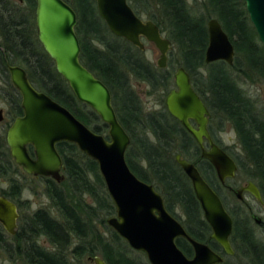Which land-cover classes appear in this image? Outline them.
<instances>
[{"label": "trees", "instance_id": "1", "mask_svg": "<svg viewBox=\"0 0 264 264\" xmlns=\"http://www.w3.org/2000/svg\"><path fill=\"white\" fill-rule=\"evenodd\" d=\"M64 1L77 15L75 33L80 43V62L109 89L118 121L131 139L125 156L128 167L141 181L151 185L155 182L157 186L154 187L161 192L170 212L171 203L180 209L184 216L183 225L193 239L218 251L219 246L210 239L211 230L203 219L191 184L174 158L180 155L198 167L227 209L224 189L213 168L198 157V148L191 136L166 110L145 114L130 89L129 78L134 77L152 90L166 91L167 94L171 77L147 63L131 44L113 36L98 16L94 0ZM128 1L137 16H147L161 33L166 34L181 59L180 65L190 75L192 87L216 121L232 124L244 154L243 161L238 160L240 169L253 174L250 180L258 185L264 199V112H256L255 105L244 96L231 74L233 71L264 84V58L261 57L264 47L248 19L243 1L201 0L198 4L194 1L193 8L189 0ZM16 5L14 1L0 0V45H6L7 58L23 59L20 64L36 90L47 94L90 130L108 139L107 126L90 108L76 100L56 72L53 61L37 42L35 0H25L23 9H15ZM152 6L156 7L157 13L151 11ZM195 8H203L207 15L197 16ZM212 17L219 21L232 41L235 49L232 66L223 62L204 64L208 42V21L206 24L205 21ZM206 66L209 68L203 78L199 71ZM214 68L218 69L217 75L213 73ZM56 149L63 160L64 181L56 183L51 179L37 178L45 184L50 205L23 216L22 226L11 237L13 247L7 245L5 250L14 252L12 254L23 264H71L68 252L73 259L99 254L106 264H140L114 247L122 240L106 225L107 217L115 214V209L97 164L73 144L61 142ZM12 169H17L16 164L8 154L0 152V184L7 183L5 188L0 186V193L21 207L20 196L24 187L11 178V173L15 172ZM87 197L91 203L85 201ZM230 213L234 223L230 238L234 256L224 257L222 264L239 258L246 264H264V246L257 243L248 230L246 235L240 234L234 212ZM96 224L110 232V238L102 235ZM40 238H45L53 250L39 245ZM5 243L0 233V248ZM177 245L186 256L192 255L186 242L180 240Z\"/></svg>", "mask_w": 264, "mask_h": 264}, {"label": "water", "instance_id": "2", "mask_svg": "<svg viewBox=\"0 0 264 264\" xmlns=\"http://www.w3.org/2000/svg\"><path fill=\"white\" fill-rule=\"evenodd\" d=\"M94 1L98 16L113 36L125 40L140 52H144L146 43L154 45L159 53L157 67L166 69L172 43L153 21L137 16L128 0ZM242 1L264 47V0ZM76 25V12L64 0H36L35 28L41 47L76 100L90 108L107 126L108 139L90 130L47 94L36 91L22 68L11 66L8 68L10 80L21 96L23 111L7 132L13 162L27 175L61 183L65 178L60 172L63 164L56 145L61 142L73 144L97 164L115 209V215L106 220V225L129 248L143 253L149 264H222L223 257L209 245L193 239L166 210L156 189L141 181L128 167L125 156L131 139L118 121L109 89L80 62ZM207 35L204 64L223 62L232 66L235 49L217 19L208 20ZM173 79L174 88L164 99L166 111L190 134L201 150L200 157L213 167L218 181L224 184L235 177L237 165L211 139L207 131L209 111L192 87L189 73L180 66ZM204 140L208 144L207 150L203 147ZM28 146L33 149L34 158L30 156ZM174 161L190 181L203 219L211 230L210 239L221 247L224 255L233 256L229 242L233 220L220 197L193 163L180 155H176ZM244 192L261 200L258 188L252 182L233 190L238 201H243ZM18 218L16 204L0 193V225L8 235H15ZM252 218L256 224L261 222L257 216ZM178 238L190 244L193 250L191 258L176 245ZM93 262L106 264L98 257L93 258Z\"/></svg>", "mask_w": 264, "mask_h": 264}, {"label": "rangeland", "instance_id": "3", "mask_svg": "<svg viewBox=\"0 0 264 264\" xmlns=\"http://www.w3.org/2000/svg\"><path fill=\"white\" fill-rule=\"evenodd\" d=\"M150 1L152 2V0ZM194 1L195 3L198 4L200 3L201 0H189V5L192 6ZM17 7L19 9L24 8L23 4L22 7L19 4L14 6L15 9ZM151 11L157 13L156 7L152 6ZM194 12L197 16L201 14L207 15L203 8L200 9L195 8ZM141 18L143 20H149L147 16H142ZM207 21L208 19H206L205 24ZM162 34L165 38H167L165 33ZM144 47H145L144 52L140 53L141 54L140 57L143 58L150 65L159 69L157 67V60L159 58V53L157 49L154 47V45L149 43H146ZM261 57L264 58V53H261ZM168 59L170 61L168 60L166 69L163 70L159 69V70L163 72L165 75H169L171 77V83L169 87V89L171 90L174 88L173 75L176 69L181 66L180 65L181 59L178 56L176 50L174 49V45L172 47V51L170 52ZM208 68L209 66L200 69L199 73L203 78L206 77ZM217 72L218 69L214 68L213 71L214 75H217ZM231 74L235 79L238 87L242 90L244 96L247 97V99H249L253 103V105H255L256 112L258 113L264 112V84L255 81L251 77H248L246 75L236 74L233 71H231ZM129 84L131 91L134 93L135 97L137 98L138 105L142 108L145 114H157L160 111L166 110L164 105L166 91L164 92V91L152 90L146 83L139 81L134 77L129 78ZM211 127L219 144L222 147H225L227 151L231 154V156L235 157L237 161L238 160L243 161L244 154L241 150L236 132L232 127V124L227 121L218 123L211 113ZM137 137H139V134L137 135ZM12 171L15 172L11 173V178L19 181L20 184H22L24 187L20 196V201L22 206L18 207L19 218L17 221V230H19V228L23 224L21 220L23 216H29L30 214H32V212H34L37 209L48 207L51 201L49 200L47 194H45L44 183H40L37 179H34V177L27 176L20 168H17L16 170L12 169ZM174 173L177 176L179 175L177 171H174ZM61 174L64 175L63 172ZM252 175L253 174L251 172L245 171V169L244 170L239 169L235 178L230 180L227 184L233 187L234 189H238L239 187L245 185L250 180ZM180 179L183 181V178ZM0 186L5 188L7 186V183L3 182L2 184H0ZM152 186L154 187L157 185L154 182L152 183ZM157 192L161 195L160 191ZM223 196L226 200L227 209L226 208L225 209L227 210V212L228 213H230V211L234 212L235 215L234 219H236L235 223L237 224L238 232L243 235L246 232V230H248L251 236L253 237V239L260 245L264 246V229L256 226V224L252 221L248 210V207H250L253 215H257L259 218L263 219L264 221L263 208H261L258 205V203L255 201L254 198H252L250 195L247 194L243 195L244 203H246V206L242 202L238 201L233 194L225 190L223 192ZM85 201L87 203H91V200L88 197L85 198ZM171 208H172V212L177 216V218H179L180 220H184V216L178 207L174 206V204L171 203ZM114 215L115 214L107 217V219L113 217ZM230 216H232L233 218V215L231 213ZM96 229L99 232L103 233L102 235H104L106 238H110V232L103 230L101 226L96 224ZM0 233L3 235L4 240L6 241L5 245L4 246L2 245V247L0 248V264H23L21 259H17V257H15L14 252H12L14 253L12 254L5 250L7 245L13 247V241L11 237L3 230L1 225H0ZM39 245L48 249L49 251L53 250L52 249L53 247L49 245V243L45 238L39 239ZM114 245L113 246L115 247V249L120 250L127 258L131 260H136L140 264H148L147 259L142 253L131 251L130 248L122 241L119 240ZM67 254H68V261L71 264H94L93 258L95 257L100 258V255L96 254L93 256L84 255L73 259L72 256L69 255V252ZM70 259H73L72 262ZM228 264H246V262L244 259L239 258V259L228 260Z\"/></svg>", "mask_w": 264, "mask_h": 264}, {"label": "flooded vegetation", "instance_id": "4", "mask_svg": "<svg viewBox=\"0 0 264 264\" xmlns=\"http://www.w3.org/2000/svg\"><path fill=\"white\" fill-rule=\"evenodd\" d=\"M10 1H14L15 3H17V4H19V5H22V4H24V1L25 0H10ZM35 2H36V0H35ZM35 9H36V7H35ZM34 25H35V13H34ZM77 26V25H76ZM35 36H36V40H37V42L39 43V41H38V39H37V34H36V28H35ZM2 37L0 36V42L2 41V39H1ZM128 43V42H127ZM130 44V43H129ZM39 45H40V43H39ZM41 46V45H40ZM42 48V47H41ZM42 50H43V48H42ZM44 51V50H43ZM23 59H19V58H17L16 56H14V58L13 57H11V58H7V56H6V45H0V152L2 153V152H4V154L6 153V154H8L9 155V157L11 158V156H10V150H9V147H8V144H7V132H8V130H9V128H10V126L13 124V122L15 121V119H17V118H19V117H21L22 115H23V111H22V107H21V96H20V94H19V92L17 91V89L13 86V84H12V82H11V80H10V74H9V70H8V68L9 67H11V66H17V67H20V68H22L24 71H25V73H26V76H27V78H28V80H29V82H30V79H29V75H28V73H27V71H26V69L23 67V65H21L20 63V61H22ZM30 84H31V86L36 90V88L33 86V84L30 82ZM36 91H38V90H36ZM40 92V91H39ZM199 96V95H198ZM200 98H201V96H199ZM201 100H202V98H201ZM203 101V100H202ZM203 103H204V101H203ZM205 104V103H204ZM206 105V104H205ZM207 107V106H206ZM166 109V108H165ZM207 109H208V107H207ZM208 111H209V109H208ZM169 115V114H168ZM170 116V115H169ZM171 117V116H170ZM172 118V117H171ZM175 120V119H174ZM177 123L180 125V123L177 121ZM191 124H192V126L194 127V128H196V125H195V123L194 122H190ZM181 126V125H180ZM182 127V126H181ZM207 131H208V133H209V135H210V137H211V139L213 140V142L217 145V146H219L227 155H229L233 160H234V162L236 163V165H237V172L239 171V169H240V166H239V164H238V161L236 160V158L235 157H232L231 156V154L227 151V149L225 148V147H222L220 144H219V142H218V140L216 139V137H215V135H214V132H213V129H212V127H211V113H210V111H209V116H208V122H207ZM189 134V133H188ZM190 135V134H189ZM191 139H192V141L195 143V145L197 146V148H198V152H199V155H198V157L201 159V160H203V161H205V162H207L206 160H204V159H202L201 157H200V154H201V150H200V148L198 147V145L196 144V142L193 140V138L191 137ZM203 147H204V149H208V144H207V141L206 140H204L203 141ZM27 150H28V152H29V154H30V156L32 157V158H34V154H33V149L30 147V146H28L27 147ZM12 159V158H11ZM61 159H62V157H61ZM208 163V162H207ZM62 164H63V160H62ZM17 166V165H16ZM211 166V165H210ZM212 167V166H211ZM17 168H20L19 166H17ZM198 168V167H197ZM213 168V167H212ZM21 169V168H20ZM22 170V169H21ZM199 170V169H198ZM214 170V169H213ZM62 171H63V168L61 169V173H62ZM200 172V171H199ZM215 172V171H214ZM237 172H236V174H237ZM201 173V172H200ZM26 174V173H25ZM27 175V174H26ZM216 175V174H215ZM27 176H30V175H27ZM236 176V175H235ZM30 177H32V176H30ZM40 177H38V179H39ZM217 178V177H216ZM235 178V177H234ZM233 178V179H234ZM37 179V178H36ZM188 179V178H187ZM218 180V179H217ZM232 180V179H231ZM230 180H226L225 181V183L224 184H221L219 181V184L221 185V187L225 190V191H227V192H229V193H231V194H233V190H236V189H234L233 187H231V186H229L227 183L229 182ZM190 182V181H189ZM249 182H252V183H254L253 181H248L247 183H249ZM246 183V184H247ZM245 184V185H246ZM255 185H256V187L258 188V190H259V193H260V201H258V200H256L252 195H250L249 193H247V192H244L243 193V195L244 194H247V195H250L252 198H254L255 199V201L258 203V205L261 207V208H263V210H264V199H263V196H262V193H261V190H260V188L258 187V185L256 184V183H254ZM245 185H243V186H241V187H244ZM241 187H239V188H241ZM238 188V189H239ZM234 195V194H233ZM235 197V196H234ZM163 198V197H162ZM164 200V199H163ZM240 202H242L245 206H246V203H244V196H243V201H240ZM165 203V202H164ZM18 208V207H17ZM165 208H166V210L174 217V218H176L181 224H182V226L184 227V229L186 230V232H187V229L185 228V226L183 225V220H180L179 218H177V216L171 211H169L168 210V208H167V205L165 204ZM248 210H249V213H250V217H251V219H252V221L254 222V220H253V216H257V215H253V213H252V211H251V208L250 207H248ZM202 212V211H201ZM258 217V216H257ZM259 218V217H258ZM233 220V219H232ZM260 220H261V222L259 223V224H256L255 222V224H256V226L257 227H260V228H263L264 229V226H263V224H264V221H263V219H261L260 218ZM16 231H17V227H16ZM233 231H234V223H233V230H232V234H233ZM188 233V232H187ZM231 234V235H232ZM14 237V236H13ZM230 238H231V236H230ZM122 240V239H121ZM184 241V242H186L189 246H190V244L186 241V240H184V239H182V238H178L176 241H175V243H176V245H177V243L179 242V241ZM123 241V240H122ZM124 242V241H123ZM229 242H230V239H229ZM125 243V242H124ZM126 244V243H125ZM217 244V243H216ZM127 245V244H126ZM218 245V244H217ZM230 245H231V247H232V244H231V242H230ZM128 246V245H127ZM178 246V245H177ZM219 246V245H218ZM129 247V246H128ZM179 248V247H178ZM190 248H191V246H190ZM180 249V248H179ZM232 249H233V247H232ZM130 250L131 251H133V252H137V251H134V250H132L131 248H130ZM181 250V249H180ZM191 250H192V248H191ZM213 250V249H212ZM215 252H217L219 255H221L222 257H223V259H224V257H226V255H224V253H223V251H222V249H221V247L219 246V249H218V251H215ZM137 253H141V252H137ZM143 254V253H142ZM144 255V254H143ZM145 256V255H144ZM193 256V250H192V255L191 256H187V257H189V258H191ZM234 256V255H233ZM232 257V256H231ZM100 258H101V260H103L102 259V257L100 256ZM146 258V257H145ZM104 261V260H103ZM224 261V260H223ZM105 262V261H104ZM106 263V262H105ZM149 264V263H148Z\"/></svg>", "mask_w": 264, "mask_h": 264}, {"label": "bare ground", "instance_id": "5", "mask_svg": "<svg viewBox=\"0 0 264 264\" xmlns=\"http://www.w3.org/2000/svg\"><path fill=\"white\" fill-rule=\"evenodd\" d=\"M85 156V155H84ZM88 158V157H87ZM52 180V179H51ZM232 230H233V227H232ZM115 233V232H114ZM16 234V233H15ZM116 234V233H115ZM232 234V233H231ZM117 235V234H116ZM10 236V235H9ZM15 236V235H13ZM13 236H10V237H13ZM118 236V235H117ZM119 237V236H118ZM120 238V237H119ZM121 239V238H120Z\"/></svg>", "mask_w": 264, "mask_h": 264}]
</instances>
